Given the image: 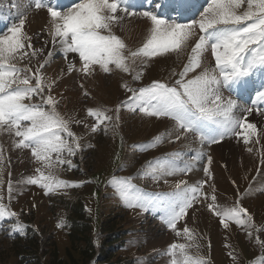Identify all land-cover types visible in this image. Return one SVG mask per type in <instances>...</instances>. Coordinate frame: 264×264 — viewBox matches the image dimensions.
I'll use <instances>...</instances> for the list:
<instances>
[{"label":"rangeland","instance_id":"374dc122","mask_svg":"<svg viewBox=\"0 0 264 264\" xmlns=\"http://www.w3.org/2000/svg\"><path fill=\"white\" fill-rule=\"evenodd\" d=\"M4 1L0 0V11L6 16L8 11L2 7ZM14 2L18 3L19 0H13ZM210 2L211 0H202L199 7L203 9L199 15L188 18L189 21L183 19L177 22L190 23L193 18L199 20L201 13ZM155 4L156 0H153V5ZM11 5L10 1L9 13L14 16L11 20L14 22L13 25H18L19 21L16 17L18 12H14L15 10L24 12L28 4L24 3L19 8H13ZM76 5L70 8H75ZM246 7L245 3L237 11L242 12ZM151 11L155 13V8ZM42 12L49 15L46 8L30 9L22 32L33 38V48L44 47V54L33 58L31 63L26 58L17 66L28 65L35 72L36 68L47 59L48 63L41 71L48 80V70L51 66L61 64L52 86V94L57 84H61L65 79L68 80L69 74L76 77L73 81L69 79L64 85L63 96L58 100V110L66 117L74 116L76 120L82 122L71 125L72 130L80 137L81 148L74 156L67 157L72 161L71 168L64 164L49 170L43 168V165L32 157L30 149L15 148L12 144L14 138L12 135L7 132L0 135L5 158L3 176L0 177L2 180L0 196H3V202L9 209L18 214V219L11 217L0 222V264H51L56 250L60 258L68 262H72L74 258L77 264H171L173 257L168 251L173 243L185 244L184 252L187 255L194 259L202 258L207 264H264V178L262 177L264 144L262 140L257 143L259 137L253 136L250 142L245 144L242 137L229 134L223 143L207 148L205 155L197 156L191 151L186 156V160L180 162L176 158L178 154L180 155L183 149L197 148L198 141L188 134L186 139L174 140L172 137L174 142H169V138L165 137L162 142L157 141L154 147L150 146L155 137L172 132L174 122L166 117L154 116L155 123H152L148 130H143L150 117L141 112L138 114L136 110H129V106L136 105L129 100L132 93L122 85L128 84L132 88L139 89L150 85L154 80L172 84L179 78L178 75H170L172 70L178 74L183 69L188 62L192 45L190 44L188 51L179 56L176 53H168L153 57L144 67L139 80H133L131 73L115 69L114 65H109L113 69L110 73L100 71L99 66L96 65L94 66L96 71L91 76H85L79 70L81 63L78 55L73 56L71 53L67 54L69 60L74 59L76 62H73L74 70L69 73L67 67L70 61L67 62L60 44L53 45L51 42V37L45 31L47 22L33 19L36 17L35 14ZM143 12L144 10L139 11L131 16L132 19L128 17L127 20L147 23V27L143 28L137 38V44H133L130 38L131 25L123 28V32L118 28L113 29L115 34L133 50L142 46L150 27V21L141 15ZM28 25L30 29L25 31ZM45 40L49 41L47 45L44 44ZM49 52L52 53L50 57L47 55ZM206 55L208 57L206 63L214 66L215 60L210 50ZM98 71L102 74L103 80L97 76ZM198 72L200 69L196 70V73ZM196 73L190 72L188 78ZM47 91L45 88V94ZM85 91L88 95L84 94ZM68 92L78 93L79 96L69 97ZM223 95L228 97L224 93ZM126 101L129 103L125 104ZM39 102L38 97L25 101L33 104ZM253 102L248 106L237 103L241 109L253 108L246 122H250L252 115L264 116L261 114L264 113L262 104L259 110H255L258 103L256 100L255 104ZM118 105L120 108L117 113ZM89 108L108 109V115L112 116V120H104L96 132H91V126L96 123V118L88 116ZM137 109L139 111L138 107ZM164 123L169 126H165ZM15 139L18 140L19 137ZM227 144L244 151L245 161L235 159V165H229L223 158L229 155L230 150L224 152L226 155L220 151V147L223 145L225 147ZM249 148L252 149L251 152H248ZM28 151L29 157L22 158V154ZM208 157H211L210 164ZM232 157L234 156L230 157V164ZM179 158L182 159L183 154ZM157 161H163L165 164L172 162L178 169L183 168L185 164H192L194 167L190 172L179 170L175 179L171 175L157 180L139 175L142 170L147 169L149 162L155 164ZM15 166L19 168V172L14 171ZM204 167L209 168L210 176L204 173ZM37 168H41L45 175H48L49 171L53 173V187L47 195L44 188L25 183L29 176L39 175ZM130 177L133 178L130 196L146 201L149 205L146 210L129 207L127 199L122 198L118 190L120 182ZM57 179L68 182L69 186L57 187L55 185ZM9 181L13 189L10 203L7 190ZM181 181H187L189 185L207 181L203 192L208 198L201 196L200 202L187 210V214L177 222L176 230H173L162 218L165 217L168 204L175 198V185ZM253 194L255 197L252 196ZM212 195H215V204L221 211L234 206L246 209L253 218L254 227L238 226L228 219L226 220L228 227L225 228L221 224V217L208 208V204L213 203ZM83 223L89 225L85 228L89 231L83 234L84 239L93 245L92 251H88L86 255L84 251L88 245L85 242L73 243L72 240L77 239L74 238L78 234L77 227L79 228V224ZM58 224L62 226L58 227ZM185 227L190 229L189 233L183 232ZM177 230L180 232L179 235ZM92 253H94L93 257L87 262V257ZM175 256L182 258L179 249L175 250Z\"/></svg>","mask_w":264,"mask_h":264},{"label":"snow or ice","instance_id":"6c2138e0","mask_svg":"<svg viewBox=\"0 0 264 264\" xmlns=\"http://www.w3.org/2000/svg\"><path fill=\"white\" fill-rule=\"evenodd\" d=\"M25 2L28 8L24 12L18 11L19 23L9 29L11 35H0V135L5 132L12 135L14 147L30 149L32 157L43 168L51 170L64 164L69 168L73 166L67 157L74 156L81 145L80 137L72 130L71 125L82 122L74 116L66 117L58 110L59 101L51 95L55 82L46 80L41 71L48 63L47 59L35 72L28 65L17 66L26 58L31 63L33 58L44 54V47L33 48V38L22 32L27 12L33 6L36 9L47 8L50 19L46 28L51 42L53 45L60 44L65 57L68 53L78 54L81 63L79 70L85 76H91L96 71V65L104 73L112 72L109 65H114L115 69L131 73L133 80H139L144 67L153 57L168 53L179 56L192 45L188 62L183 69L178 74L172 70L170 75L179 77L172 84L154 80L150 85L139 89L128 84L122 85L132 93L129 100L133 101L142 114L166 117L174 122L172 132L155 137L150 146L154 147L157 141L162 142L165 137L169 138V142H174L173 136L174 140L186 139L188 134L208 143H219L231 134L242 137L243 142L248 144L251 137L262 134L257 130L256 124L246 122V114L252 113L253 108H239L230 96L224 97L222 89L237 85L243 87L247 77L258 68H264V0H211L200 19H193L190 23H179L175 19L161 18L153 11H144L141 15L150 21V27L142 46L135 50L113 31L114 28L123 31L125 17L136 15L129 10L128 0H83L67 11L55 10L51 0H19L11 6L19 8ZM245 3L247 7L238 12ZM181 7L177 0L176 10L179 11ZM48 42L45 40L44 44L47 45ZM209 50L215 60L214 66L205 63L208 60L205 54ZM47 55L50 57L52 53ZM74 68L75 65L69 63L67 71L71 73ZM197 69L200 72L196 73ZM190 72L196 74L188 78ZM81 87L83 88V84ZM45 88L48 90L47 94ZM84 94L88 95L86 91ZM33 97H38L40 102L25 103ZM257 99L264 101V91L257 93ZM136 107L129 106V110L135 111ZM119 108L120 105L116 108L117 113ZM108 112L105 108L87 109L88 116L96 118L91 132H96L104 120H112ZM116 119H119L118 115ZM205 124L216 125L218 131L214 135L206 133ZM248 151L251 152L252 149L249 148ZM4 162L3 144L0 143V177L3 176ZM208 162L211 163V157H208ZM176 167L175 164H165L163 161L155 164L149 162L147 169L142 170L139 175L157 180L172 174ZM193 167L192 164H185L180 171L190 172ZM36 171L39 175L29 176L25 183L44 188L47 195L53 187V173L49 171L45 175L41 168ZM203 171L210 176L208 167H204ZM132 179L130 177L121 181L118 190L122 198L127 199L129 207L146 210L149 206L146 201L130 196ZM205 183L207 181L189 185L187 181H181L175 185V198L168 204L165 217L162 218L170 229L176 230L177 222L187 214L189 208L200 202L201 196L208 198L203 192ZM55 185L69 186L68 182L58 179L55 180ZM7 190L10 203L13 191L11 181ZM211 200L213 203L208 204V208L221 217V224L225 228L228 227V219L238 226L254 227L253 218L246 209L234 206L221 211L215 204V195L211 196ZM11 217L18 219V214L11 211L3 202V196H0V222ZM60 226L62 225L58 224ZM183 232L189 233L190 229L185 227ZM179 234L177 230V235ZM185 248V244L173 243L169 246L168 254L173 257L171 264H207L202 258L194 259L187 255ZM177 249L182 258L175 256Z\"/></svg>","mask_w":264,"mask_h":264},{"label":"bare ground","instance_id":"6f19581e","mask_svg":"<svg viewBox=\"0 0 264 264\" xmlns=\"http://www.w3.org/2000/svg\"><path fill=\"white\" fill-rule=\"evenodd\" d=\"M26 3V2H25ZM188 4H191V2H189ZM199 5V4H198ZM198 5H196L195 7H198ZM35 16L36 17H34L33 19L35 20H38V21H45V22H47V24H48V21H49V19H50V17H49V15L47 16L46 14H44V12H42V13H38V14H35ZM128 17H130L131 19H132V17L131 16H127V18L123 21V28H128L129 27V25H131V32H130V29H129V32H130V38L133 40V44H137V38H138V36L140 35V33H142V30H144L146 27H147V23L146 24H141V23H135V22H128L127 20H128ZM129 18V19H130ZM138 21V20H137ZM29 25H31L30 23H29ZM29 25H28V27H25V31H28L30 28H29ZM43 25H45V24H43ZM33 26V25H32ZM26 28H28V29H26ZM144 28V29H143ZM24 29V28H23ZM34 29H37V28H35L34 27ZM118 30H120L119 28H118ZM126 30V29H125ZM45 31H47V30H45ZM121 31V30H120ZM123 32V31H122ZM124 34H127V33H124ZM46 37H48V36H46ZM140 41V40H139ZM131 45V44H130ZM133 46V45H132ZM206 55V54H205ZM207 56V55H206ZM70 61V63H73V62H76L74 59L72 60H69ZM68 61V62H69ZM58 63V62H57ZM206 63V62H205ZM206 64H209V63H206ZM61 66V64L60 65H52L51 66V68L48 70V80L49 81H54L55 82V79H56V76H57V74H58V67H60ZM62 67H63V64H62ZM62 69V68H61ZM100 71H98V73H97V76H100L99 78L101 79V80H103V76H101L102 74L101 73H99ZM77 73L78 72H76V75H77ZM75 76H72L71 74H69V76H68V80L69 79H71L72 81H73V78H74ZM78 77V76H77ZM58 78V77H57ZM64 78V77H63ZM76 78V77H75ZM61 79V78H60ZM58 80H59V78H58ZM68 80L67 79H65L64 81H61V84H57L58 82H60V80L56 83L57 84V86H56V89L55 90H53V96L57 99V100H59V98L60 97H62L63 96V87H64V85L66 84V83H68ZM75 81H77L76 79H75ZM67 96H69V97H72V98H77V96H79L78 95V93H73V92H68L67 93ZM224 97H226V96H224ZM71 98V99H72ZM66 103V102H65ZM66 105V104H65ZM257 115V114H256ZM256 115H252L253 117H252V119H250V123H254V124H256V126H257V130L258 131H261L262 132V134L261 135H259V140L261 141L262 140V144H264V116L262 117V116H256ZM150 118H148V121H147V123H145V125H144V128H143V130H148V128L150 127V125L152 124V123H155V120H154V116H149ZM146 119V118H145ZM165 124V126H169V125H167V123H164ZM174 137V136H173ZM190 137V136H189ZM187 142V141H186ZM224 146V145H223ZM220 147L219 149H220V151H222V153H223V155H226L224 152L226 151V150H230L229 151V155L228 156H224V158L223 159H225L226 161H228V164L229 165H232V166H234L235 165V163H234V160L236 159V160H239V161H241V162H244L245 161V158H244V154H243V152L244 151H242L239 147H233L234 145H231V144H227L225 147ZM249 152V151H248ZM228 153V152H227ZM29 154H30V152L28 151L27 153H23L22 154V158H26L27 156L29 157ZM178 156H179V154H178ZM231 156H234V157H232L231 158V161H232V163L230 164V162H229V160H230V157ZM177 158V157H176ZM225 161V162H226ZM184 162V161H183ZM168 164H173L172 162H170V163H168ZM185 164V163H184ZM242 165H243V163H241ZM180 165V164H179ZM182 165V164H181ZM180 165V166H181ZM179 166V167H180ZM16 167V166H15ZM17 168V167H16ZM14 169V171H16V172H19V168H17V169ZM179 170L180 169H178L177 167H176V170L172 173V174H170L171 176H173V178L175 179V177H177L176 176V174L179 172ZM178 175V174H177ZM262 177L264 178V175H262ZM173 179V180H174ZM262 180V179H261ZM253 197H255V194H253L252 195ZM252 198V197H251ZM261 199V198H260ZM260 199H258V201L260 200Z\"/></svg>","mask_w":264,"mask_h":264},{"label":"trees","instance_id":"16d2710c","mask_svg":"<svg viewBox=\"0 0 264 264\" xmlns=\"http://www.w3.org/2000/svg\"><path fill=\"white\" fill-rule=\"evenodd\" d=\"M88 226H89L88 223L79 224V228L77 227V229H78L77 237L74 236V238H77V239H72L73 243L77 242V244H78V243H81V242H85L88 245L85 248V251H84L85 255L88 253V251H90V250L92 251L91 248L93 247L91 242L85 241L84 235H83V234H85V233H87L89 231V230L85 229ZM80 234H81V236H80ZM19 249L20 248H18V250ZM93 255H94V253H92L91 256L89 255V257H87L86 261L88 262V259H91L93 257ZM52 257H53V260H52L51 264H77V261L74 258H72V262L71 261L68 262V261H65L63 258H60L58 256V251L57 250L53 253Z\"/></svg>","mask_w":264,"mask_h":264}]
</instances>
